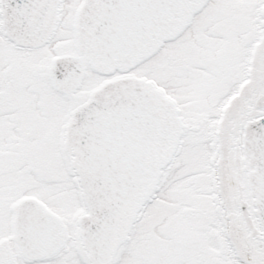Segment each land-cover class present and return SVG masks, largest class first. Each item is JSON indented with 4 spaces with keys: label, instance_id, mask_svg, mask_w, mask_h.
Here are the masks:
<instances>
[{
    "label": "snow or ice",
    "instance_id": "obj_1",
    "mask_svg": "<svg viewBox=\"0 0 264 264\" xmlns=\"http://www.w3.org/2000/svg\"><path fill=\"white\" fill-rule=\"evenodd\" d=\"M0 264H264V0H0Z\"/></svg>",
    "mask_w": 264,
    "mask_h": 264
}]
</instances>
